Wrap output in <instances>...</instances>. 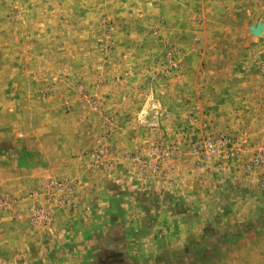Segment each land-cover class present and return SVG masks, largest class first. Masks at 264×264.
Wrapping results in <instances>:
<instances>
[{
    "label": "rangeland",
    "instance_id": "1",
    "mask_svg": "<svg viewBox=\"0 0 264 264\" xmlns=\"http://www.w3.org/2000/svg\"><path fill=\"white\" fill-rule=\"evenodd\" d=\"M160 1L0 0V264H264V105H181L264 72V0Z\"/></svg>",
    "mask_w": 264,
    "mask_h": 264
},
{
    "label": "crops",
    "instance_id": "2",
    "mask_svg": "<svg viewBox=\"0 0 264 264\" xmlns=\"http://www.w3.org/2000/svg\"><path fill=\"white\" fill-rule=\"evenodd\" d=\"M176 2V10L178 11V18L179 15H190V14H197L199 15V11H207L211 13L213 11V6H215L216 0H166V3L174 4ZM161 4L165 3V1L161 0ZM207 6H210V8H207ZM171 9L170 7H168ZM212 17V16H210ZM218 57V56H217ZM211 70V74L215 75L211 81L210 84H205V88H201V92L197 95V102L201 103L202 112L199 111L197 108L196 102L192 103L185 100L186 98H183L184 101L178 100L181 102V105L184 107V111L188 112L191 109V105H193L192 110L194 111L193 114H191L189 117L194 118V120L197 122L199 120L206 121L211 120L215 125L218 127H221L223 123L227 127L233 128L238 126L240 129H244L243 121L238 120L234 115L228 116L227 113H230V110L228 107H232V103L241 104L244 106H247L251 104L253 105V100L256 101L257 105H264V72L260 71L257 72L256 70L247 69L244 66L239 68L238 75L235 74V71L227 68L226 72H223L221 69H209ZM207 73V72H206ZM205 72H202V74H206ZM225 76V77H224ZM230 76V79L228 80L229 84L233 87L231 89L230 87H225L224 80H226ZM250 81V82H249ZM205 82V81H204ZM251 82H255L256 85H252ZM198 83V82H197ZM199 84V83H198ZM197 84V87H198ZM252 89V91H256V93L250 94L249 92ZM184 91V90H183ZM248 92V94H247ZM242 94V96H240ZM186 95H192V92H186V90L183 93L182 97H185ZM192 97V96H191ZM169 98V97H168ZM247 103V104H246ZM228 108V109H227ZM186 112V113H187ZM256 114L259 112V110H255ZM198 118H197V117ZM234 119L237 124L231 125L230 123H233ZM190 120V119H189ZM191 121V120H190ZM231 121V122H230ZM247 122L249 120H246ZM229 129V128H228ZM132 145H134L136 142L132 141ZM186 170V169H185ZM181 180L186 181L185 177H181Z\"/></svg>",
    "mask_w": 264,
    "mask_h": 264
}]
</instances>
